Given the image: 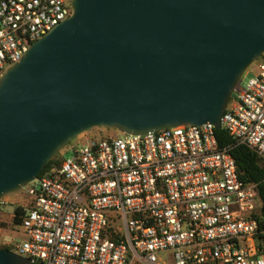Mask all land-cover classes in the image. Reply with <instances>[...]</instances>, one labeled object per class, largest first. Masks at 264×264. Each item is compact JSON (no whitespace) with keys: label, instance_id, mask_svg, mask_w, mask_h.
Masks as SVG:
<instances>
[{"label":"built area","instance_id":"obj_1","mask_svg":"<svg viewBox=\"0 0 264 264\" xmlns=\"http://www.w3.org/2000/svg\"><path fill=\"white\" fill-rule=\"evenodd\" d=\"M71 16L70 0H0V78ZM245 75L219 129L71 145L59 167L27 184L11 251L30 264H264L257 185L239 179L231 155L240 145L264 160V53ZM220 130L232 144H219Z\"/></svg>","mask_w":264,"mask_h":264},{"label":"water","instance_id":"obj_2","mask_svg":"<svg viewBox=\"0 0 264 264\" xmlns=\"http://www.w3.org/2000/svg\"><path fill=\"white\" fill-rule=\"evenodd\" d=\"M0 78V199L94 128L142 135L220 119L264 53V0H70ZM0 264H30L0 249Z\"/></svg>","mask_w":264,"mask_h":264},{"label":"trees","instance_id":"obj_3","mask_svg":"<svg viewBox=\"0 0 264 264\" xmlns=\"http://www.w3.org/2000/svg\"><path fill=\"white\" fill-rule=\"evenodd\" d=\"M217 139L221 146H228L232 144L231 138L224 131L216 132ZM231 155L235 161L238 177L245 183H253L257 185L258 194L262 203L261 214L259 217V224L264 229V160L261 159L252 150L245 146H233ZM61 165L60 159L56 158L51 160L45 168L41 171L39 177L45 172L49 171L52 167H59ZM23 208L17 207L14 211L13 226H17L21 222ZM0 249L11 250L7 245L0 247Z\"/></svg>","mask_w":264,"mask_h":264},{"label":"rangeland","instance_id":"obj_4","mask_svg":"<svg viewBox=\"0 0 264 264\" xmlns=\"http://www.w3.org/2000/svg\"><path fill=\"white\" fill-rule=\"evenodd\" d=\"M248 79L247 75H243L240 85L243 84ZM119 132L113 129L105 128H94L88 132H85L79 135L69 146L63 149L55 157L68 158L71 155V145L77 144L79 141L87 138H108V137H117ZM27 185L20 189L19 191L3 196L0 199V247H3L7 244L8 248H11L10 245H14L20 242V237L14 235L15 227L13 224L14 211L17 207L24 206L28 201L29 197L26 193Z\"/></svg>","mask_w":264,"mask_h":264}]
</instances>
